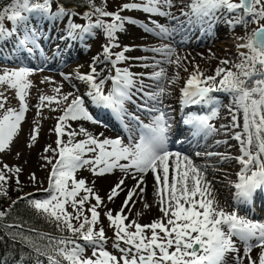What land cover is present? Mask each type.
Listing matches in <instances>:
<instances>
[{"label": "snow or ice", "instance_id": "6c2138e0", "mask_svg": "<svg viewBox=\"0 0 264 264\" xmlns=\"http://www.w3.org/2000/svg\"><path fill=\"white\" fill-rule=\"evenodd\" d=\"M55 2L56 0H10L7 6L0 10V41H6L22 31L23 35L17 40V47L21 51L31 53L33 48L38 46L37 29L29 27L34 15L47 19L67 17V35L72 40H84L86 35L94 34V30H103L108 43L103 46L102 54L104 60L111 63L115 73L108 77L112 82L111 89L105 93V80L97 81L99 74L95 65L98 57L93 58L88 73L77 72L76 77L89 85L90 90L85 95L93 104L123 120L127 114L125 104L131 99L130 92L135 86V79L129 69L117 67L120 62L129 59L125 53L132 50L125 46L119 52L112 51L120 47L116 42L117 32L124 31L125 23H140L145 31L161 38L171 35V31L159 24H156V29L148 28L139 21L121 16L120 12L140 10L150 16H170V12L162 8H171L173 0L125 3L116 12H109L104 6H97L95 0H86L91 9L83 13L86 24L75 23L73 17L80 14L71 12L62 4H57L54 10ZM188 8L190 11L182 14L194 17L195 22L211 21L218 13L226 12L235 14L227 21L232 26L242 24L246 27L250 22L256 25L250 33L246 31L245 36L238 37L244 42L239 43L237 48L245 51L239 52L241 59L233 66L235 71L232 68L217 67L214 75L205 76L199 65H193V71L180 90L182 104L186 107L211 103L214 99L211 95L213 92L224 91L233 95L236 110L242 111L243 114L242 132L233 136V139L239 142L241 152L240 156L235 157L241 169L237 173L238 181L234 183V199L238 204L246 205L254 199L257 192L264 191V0H191ZM103 18H110V22ZM6 20L11 22V29L5 26ZM20 25H23V29ZM144 50L162 55L163 60L155 61L154 67L168 64L177 68L183 67L184 71H188L184 65L188 57L178 54L169 44ZM231 63L226 59L221 61L224 65ZM42 70L19 67L5 69L0 74V87L6 86L15 90L19 102L18 109L5 108L7 96L0 91V153L10 147L25 120L29 109L28 90L33 86L29 77L35 71ZM149 78L158 82V91L149 94L151 99L156 100L166 93L165 82L173 84L179 76L177 74L169 77L167 69L159 67V71L153 72ZM65 79L70 80L71 75L65 76ZM45 81H50V78L45 77L42 83ZM53 92L55 95L41 94L36 107L38 116L44 107L62 112L57 117L54 128L57 147L52 149L48 146L44 150L52 151L58 159L53 163L51 157H43L52 165L49 187L44 190L48 197L28 200V204L36 213L55 224L61 233L70 235L56 237L47 233L37 234L38 240L46 241L43 245L30 237H23L24 242L38 257H45L47 264H225L226 257L232 254L233 264H245V261L247 264H264V223L241 216L237 210L228 212L220 207L213 194L211 182L205 179L204 170L196 166L187 155L168 149L167 133L170 124L163 110L156 109L158 114L147 124L140 122L139 117L132 116L131 118L139 124L140 135L135 140L130 136L129 143L125 144L119 137L101 140L84 127H80L78 132L71 130L68 121L83 120L94 124L100 122L85 106V96L72 92L62 94L59 86L55 87ZM217 115L218 110H213L211 115L193 112L188 114L183 122L194 129V135L201 132L207 134L216 131L209 121ZM232 120L233 127H240L236 122L235 112L232 114ZM39 131L38 126L31 129L28 147L36 142ZM64 135H67V141L62 139ZM78 135L86 138L77 141L75 137ZM253 148L256 150L253 151ZM88 154L92 155L89 157ZM223 158L228 159L227 156ZM85 167L96 176L112 173L114 169L119 168L125 174L131 173L132 178L137 181L136 185L127 191L120 211L115 215L111 210L105 213L109 227L113 230V247L120 253L119 257L106 250L109 238L105 229L96 228L100 217L97 209L103 203L101 197L93 188L86 186L84 179H76V172ZM21 171V168L9 167L7 164L0 168V196H7L4 186L12 178L6 173L15 174L16 183L19 185L18 174ZM149 172L154 177L155 195L162 216L145 225L136 221L125 223L128 220L125 209H130L131 204L135 203L133 197L137 195V190L140 198H143L145 188L141 185L144 184V176ZM31 179L36 180L34 174ZM124 183L125 179L122 178L111 188L109 201L124 191ZM81 192L85 195L81 196ZM90 197L95 199V204L87 209L91 214L89 217L85 214L84 206ZM69 205L73 209L72 212L67 210ZM145 207L150 205L145 204ZM5 215L4 211H0V218ZM73 221L78 223L74 224ZM13 226L23 227L8 225ZM31 231L35 232V229ZM237 241L243 245L242 251ZM121 244L124 247H121ZM88 248L92 250L91 256L85 255ZM254 249H259L255 258L251 255ZM36 264H43V261L37 259Z\"/></svg>", "mask_w": 264, "mask_h": 264}, {"label": "rangeland", "instance_id": "374dc122", "mask_svg": "<svg viewBox=\"0 0 264 264\" xmlns=\"http://www.w3.org/2000/svg\"><path fill=\"white\" fill-rule=\"evenodd\" d=\"M107 1L110 3L109 12L118 11L120 6L125 3L142 2V0H116L117 2L112 3L110 0ZM190 3L191 0H173V6L171 8H162V10L170 12V16H150L140 10H124L120 12L121 16L130 17L146 25L148 28L156 29V24L160 25L162 22V25L171 31V35L166 38H161L154 33L145 31V28L142 27L140 23H125L124 31L117 32L116 42L120 47L114 48L112 51L119 52L125 46L132 49L125 53V56L129 57V59L117 65L119 68L129 69L134 74L135 79V86L130 92L131 99L125 104V108L129 110L127 117L129 118V116L135 115L143 119V123L147 124L158 114L156 109H161L165 113L167 112L166 115L170 124L167 133L169 140V142L167 140V146L169 145V148H184L182 152L180 151L184 155L189 152L191 155L189 158L193 163L204 170L205 179L211 182L212 189H216L215 184L220 183L222 189L225 190L226 197V202L222 203L228 207L229 210H237L239 213L241 212L242 215L247 213L255 222L264 223V210L260 208L263 206L260 205L258 196L246 205L235 203L234 199V183L238 181L237 173L241 169V165L237 162L235 157L240 156L241 152L240 144L237 140L233 139V136L237 132H242L243 114L242 111L235 110L236 105L233 104V95L224 91L213 92L211 95L214 99L211 103L205 105V111L191 110L185 116L179 115V108L183 105L180 90L183 88L184 82L187 80L189 74L193 71V65H199L200 71H202L205 76L214 75L217 67L232 68L235 71L233 66L239 63L241 59L239 52L245 51L237 48L239 43L244 42L238 39V37L245 36L246 31L250 33L256 25L250 22L246 27L242 24L232 26L227 21L235 14L230 15L226 12L223 14L218 13L216 18L211 21H204L202 23L195 22L194 17L182 14V12L187 13L190 11L188 8ZM56 7L57 3L55 2L53 4V9L55 10ZM83 13H80L77 17H73L75 23H87V21L83 19ZM103 19L110 22V18ZM93 20H95L94 17ZM262 23H264V21H262ZM65 25H68L67 17L47 19L41 18L40 15H34L29 22V27L37 29L38 46L34 47L31 53L26 50L21 51L17 47V40L22 38L23 35L22 31L6 41H0V74H2L5 69H16L19 67L43 69L42 71H35L29 77L33 86L28 90L29 95L27 97V103L29 109L25 114V120L22 122L21 130L14 138L10 147L0 153V168H3V165L7 164L9 167H19L22 169L18 175L24 176L29 187H31V189L27 191L29 200L45 199L48 197V193L44 190L49 187V175L52 165L43 159V157H51L53 163L58 159V156H55L52 151L45 152L44 150L48 146H51L52 149H56L57 147L55 143L57 136L54 128L57 123V117L60 116L62 112L51 111L49 108L44 107L40 110L41 114L38 116L36 106L39 103V96L41 94L55 95L53 89L59 86L61 87L62 94L72 92L75 95L85 96V106L100 123L94 124L90 121L83 120L68 121V124L71 125V130H76L78 132L80 127H84L89 133L101 140L104 138L115 139L119 137L125 144L129 143L130 136L133 137L134 140L139 137L136 126H133V132H129L130 135L128 137L118 132L116 128H114L115 131L110 129L106 124L104 109L91 102L90 98L85 95L90 90L87 83L76 77V70L78 67L87 65L90 71L93 58L98 57L99 59L95 65L97 73L99 74L97 76V81L100 79L105 80V93L111 89L112 82L108 77L115 73L111 63L106 62L102 54L103 46L108 43L103 30H94V34L86 35L85 40L81 42L80 39L72 40L68 38L67 33L64 32ZM5 26L11 29L12 24L6 20ZM19 27L23 29V25ZM180 42L188 43L189 45L181 44ZM164 44L171 45L176 49L178 54L188 57V60L184 61V65L187 67L188 71H184L183 67L177 68L175 65L161 64L160 66H153L155 61L163 60L162 55L152 51H145L144 49L160 47ZM28 46L32 47V45ZM8 52L11 56L10 61L4 62L3 59L6 58L5 56H8ZM225 59L232 63L228 65L221 64V61ZM144 65H148V67ZM159 67L166 68L169 77L178 74L179 78L173 84L165 82L167 94L165 93L162 97L153 100L150 98L149 94L158 91V82L149 77L153 72L159 71ZM69 74L71 75V79H65V76ZM45 77L50 78V81L42 83ZM0 91H3L5 96H7L5 108H19L15 90L8 89L4 86L0 87ZM69 99H71V97ZM53 107H55V104ZM230 109L232 111H230ZM213 110H218V115L211 119L209 123L214 126L216 132L214 131L213 134L209 135L205 143L202 141L201 144L197 143L198 146H201L210 141V143H212V148L205 153L206 156L204 155V159H200L198 156L204 151L194 150L193 143L186 142V144H182V142L185 141L180 138L189 136V131L183 128L185 124L182 119L193 112L199 115H211ZM233 112H235L237 123L241 128L232 126ZM117 119L119 121L121 120L119 118ZM34 122H38V124ZM129 122L133 125L130 119ZM36 126L40 129L38 138L31 147H28L31 129ZM67 130L68 129H66V131ZM101 133L103 135H100ZM85 138L86 137L83 135H78L75 137V140L78 141ZM62 139L67 141V135H64ZM218 141L220 143H218ZM255 150L256 149L253 148V151ZM197 153H199V155H197ZM207 153H216L217 155H212L215 157L212 159V156L207 155ZM91 155L92 154H88L89 157ZM224 156H227L228 159H224ZM212 160H214V162H212ZM122 163L126 162L122 161ZM6 174L11 175L12 173ZM33 174L36 177L35 181L31 179ZM75 175L77 180L84 179L87 182L86 186L93 188L94 192L101 197L103 203L97 209L100 213V217L96 228L103 227L105 229L106 236L109 238L106 244V250L119 257L120 253L113 247V230L109 227V221L105 213L109 210L112 211L113 215L119 212L126 198L127 191L132 189L137 181L132 178L131 173L125 174L120 171L119 168L114 169L112 173L96 176L93 175L88 167H85L78 170ZM122 178L125 179V183L122 186L124 191L112 201H109L108 194L111 188ZM141 187L145 188L143 198H140L139 191L137 190V195L133 197L135 203L131 204L130 209H125V214L128 216V220H126L125 223L136 221L141 225H145L162 216L158 207V198L155 195L154 177L147 180L144 178V184L141 185ZM80 195L83 196L85 193L81 192ZM215 199L216 201L218 200L216 196ZM92 204H95V199L90 197L89 201L86 202L84 206L85 214L89 217L91 214L87 212V209ZM145 204L150 205V207L146 208ZM218 204L220 206V200ZM242 209H244L246 213ZM67 210L69 212L73 211L70 205ZM138 213H140V215H137ZM74 222L75 224L78 223L76 221ZM148 234L150 235V232H148ZM237 243H239V241H237ZM121 247H124V245L121 244ZM91 251V248H88L85 255L91 256ZM227 260L229 263L232 261L231 254L226 257V261Z\"/></svg>", "mask_w": 264, "mask_h": 264}, {"label": "trees", "instance_id": "16d2710c", "mask_svg": "<svg viewBox=\"0 0 264 264\" xmlns=\"http://www.w3.org/2000/svg\"><path fill=\"white\" fill-rule=\"evenodd\" d=\"M10 0H0V10L7 6ZM97 6H104L109 11V2L106 0H95ZM110 2H117L110 0ZM57 4H62L66 9L73 8L80 13L91 9L86 0H56ZM95 18V17H94ZM10 178L5 184L7 196H0V211L6 213L5 217L0 218V264H36L37 259L47 264L43 256H37L35 251L30 248L23 240V237H30L32 240L43 245L46 241L38 240L37 234L45 233L52 236H61L68 233H61L55 226L44 218L28 204L27 191L31 189L24 176L18 175L19 185L16 183V176L7 174ZM17 200V201H16ZM16 201L12 207H10ZM75 224V222L73 221ZM8 225H23V227H8ZM35 229V232L31 231ZM70 235V234H68Z\"/></svg>", "mask_w": 264, "mask_h": 264}, {"label": "bare ground", "instance_id": "6f19581e", "mask_svg": "<svg viewBox=\"0 0 264 264\" xmlns=\"http://www.w3.org/2000/svg\"><path fill=\"white\" fill-rule=\"evenodd\" d=\"M165 24V23H164ZM160 25H162V22L160 23ZM208 54V53H207ZM77 72H79V73H81V74H84V73H88L89 72V69L87 68V65L85 66H81V67H78L77 68V70H76V73ZM88 85V84H87ZM88 87H89V85H88ZM167 94V93H166ZM234 104V103H233ZM164 106V105H163ZM165 107V106H164ZM101 108V107H100ZM162 108V107H161ZM236 110V109H235ZM169 111V110H168ZM188 112H190V110L188 109L187 110V113ZM220 112V111H219ZM167 113V112H166ZM222 114V113H221ZM237 114V113H236ZM229 118V117H228ZM219 119V118H218ZM237 122V121H236ZM241 122V121H240ZM243 122V121H242ZM214 124V123H213ZM221 125V124H220ZM241 128V127H240ZM128 129H129V127H128ZM242 129V128H241ZM219 133H221V132H219ZM238 133V132H237ZM182 140L183 141H185V142H182V144H186V142H189L190 141V139L188 138H182ZM192 140V139H191ZM206 141H207V139H206ZM168 142H169V140H168ZM190 143H193V147H194V150H196V151H204L203 153H201L199 156H198V158H200V159H204L205 158V153L207 152V151H209V149H211L212 147H211V145H212V143H210V141H208L206 144H202L201 146H198L197 145V143H200L201 144V142L198 140V139H193ZM205 143V142H204ZM168 147V149L170 150V151H172V152H182V149H184V148H182V147H180V148H169V145L167 146ZM184 155V154H183ZM185 155H188V157H191V155L189 154V152H188V154H185ZM205 155V156H204ZM215 156V155H214ZM214 156H212L211 158L212 159H214L215 157ZM192 157H193V155H192ZM212 162H214V160H212ZM171 173H172V169L170 168V175H171ZM144 178L147 180V179H149V178H153V174L151 173V172H149L147 175H145L144 176ZM215 186H216V189L214 188V189H212L213 190V194H215V196H216V198L218 199L217 201L219 202V200H220V207H222V208H224L226 211H228V212H231V211H233V210H229V208L228 207H226L222 202H226V197H225V190L224 189H222V187H221V185H220V183H216L215 184ZM227 195V194H226ZM235 203H236V201H235ZM260 205L261 206H263L264 207V200H261L260 201ZM254 209V208H253ZM243 211H244V209H242ZM245 212V211H244ZM257 212V211H256ZM246 213V212H245ZM238 214L239 215H241V216H245L246 218H248V219H250V220H252V221H254V219L253 218H250L249 217V215H247V213L246 214H244V215H242L241 214V212L239 213V211H238ZM253 216H255V215H253ZM257 217V216H256ZM264 217V216H263ZM255 222V221H254ZM238 244V246L241 248V251H242V248H243V245L242 244H240V242L239 243H237ZM259 251V249H254L253 250V252L251 253V255L255 258L256 257V255H257V252ZM230 257V256H229ZM231 257H232V254H231ZM226 264H233V261H231L230 263H229V261L227 260L226 262H225ZM245 264H247V261H245Z\"/></svg>", "mask_w": 264, "mask_h": 264}]
</instances>
